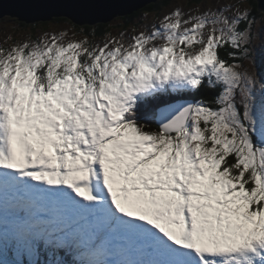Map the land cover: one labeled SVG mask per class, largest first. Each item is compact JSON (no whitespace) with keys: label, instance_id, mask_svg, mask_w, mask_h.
<instances>
[{"label":"snow or ice","instance_id":"obj_1","mask_svg":"<svg viewBox=\"0 0 264 264\" xmlns=\"http://www.w3.org/2000/svg\"><path fill=\"white\" fill-rule=\"evenodd\" d=\"M135 28L0 47V264H264V0Z\"/></svg>","mask_w":264,"mask_h":264},{"label":"rangeland","instance_id":"obj_2","mask_svg":"<svg viewBox=\"0 0 264 264\" xmlns=\"http://www.w3.org/2000/svg\"><path fill=\"white\" fill-rule=\"evenodd\" d=\"M187 3V0H160L159 7L151 10H143L138 17H135L131 22L126 25L123 17L115 18L109 23L108 29L104 30L102 35H89V39L93 42H104L106 39L112 37H119L123 32L125 33V40L133 34V26L135 31L139 32L144 30V26L151 25L156 22L158 17L163 16L165 13L170 12L176 6H182ZM148 6V5H147ZM145 6V7H147ZM15 17L4 16L0 18V47L10 48L14 44L23 43L26 40H38L45 33L59 34L65 32L64 40L82 39L85 33H92L95 27H92L90 32L74 24L70 19L57 18L50 21H38L34 23H24ZM45 23V24H43ZM254 55L251 60L243 61L244 68L257 79L264 81V39L256 40L253 42Z\"/></svg>","mask_w":264,"mask_h":264},{"label":"water","instance_id":"obj_3","mask_svg":"<svg viewBox=\"0 0 264 264\" xmlns=\"http://www.w3.org/2000/svg\"><path fill=\"white\" fill-rule=\"evenodd\" d=\"M157 0H0V18L17 17L25 23L63 16L81 25H92L132 14Z\"/></svg>","mask_w":264,"mask_h":264},{"label":"trees","instance_id":"obj_4","mask_svg":"<svg viewBox=\"0 0 264 264\" xmlns=\"http://www.w3.org/2000/svg\"><path fill=\"white\" fill-rule=\"evenodd\" d=\"M160 4V0L159 1H157L156 3H153V4H150V5H148L147 7H144V8H142V9H140V10H138V11H135V12H133V14H131V15H127V16H123V20L126 22L125 24L126 25H128V23L129 22H131L133 19H135V17H138L139 16V14L141 13V11H143V10H153V9H155V8H157V7H159L158 5ZM146 10V11H147ZM61 18H63V17H61ZM55 19H57V18H54L53 20H55ZM44 22H46V21H44ZM22 25H25V26H27L26 24H24L23 22H20ZM43 24H45V23H43ZM108 26H109V23H107V24H98V25H94V26H88V25H85V26H82L81 28L83 29V28H85V30L87 31V32H90V30L92 29L93 30V28L92 27H95V34L96 35H102L103 33H104V30H107L108 29ZM146 123H150V124H154L155 123V120H148V121H145Z\"/></svg>","mask_w":264,"mask_h":264},{"label":"bare ground","instance_id":"obj_5","mask_svg":"<svg viewBox=\"0 0 264 264\" xmlns=\"http://www.w3.org/2000/svg\"><path fill=\"white\" fill-rule=\"evenodd\" d=\"M157 1H159V0H157ZM157 1H155L154 3H156ZM150 4H153V2L152 3H148V4H146L145 6H147V5H150ZM145 6H143L142 8H144ZM142 8H140V9H142ZM140 9H138V10H140ZM137 10V11H138ZM133 14V13H132ZM127 15H131V14H127ZM127 15H124V16H127ZM61 17H63V16H52V18H50L49 19V21L50 20H53L54 18H61ZM119 17H123V16H119ZM15 18H17V17H15ZM64 18H66V17H64ZM116 18H118V17H116ZM18 19V18H17ZM115 19V18H114ZM114 19H112V20H114ZM111 20V21H112ZM19 21H21V20H19ZM111 21H107V22H97V23H94V24H92V25H89V24H81V25H79V24H77V23H75V22H73L74 24H76L77 26H80V27H82V26H85V25H88V26H94V25H98V24H107V23H111ZM22 22V21H21ZM44 22V21H43ZM25 23V22H24Z\"/></svg>","mask_w":264,"mask_h":264}]
</instances>
